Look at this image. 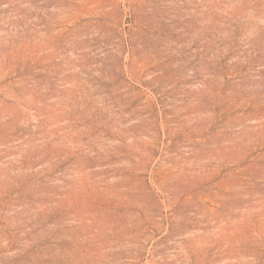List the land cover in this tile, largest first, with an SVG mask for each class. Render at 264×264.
I'll use <instances>...</instances> for the list:
<instances>
[{
  "label": "rangeland",
  "instance_id": "1",
  "mask_svg": "<svg viewBox=\"0 0 264 264\" xmlns=\"http://www.w3.org/2000/svg\"><path fill=\"white\" fill-rule=\"evenodd\" d=\"M0 264H264V0H0Z\"/></svg>",
  "mask_w": 264,
  "mask_h": 264
}]
</instances>
